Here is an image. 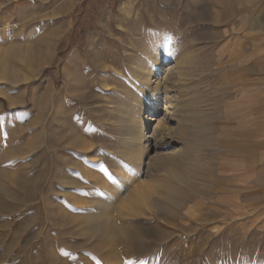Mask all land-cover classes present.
Returning a JSON list of instances; mask_svg holds the SVG:
<instances>
[{"label":"rangeland","instance_id":"374dc122","mask_svg":"<svg viewBox=\"0 0 264 264\" xmlns=\"http://www.w3.org/2000/svg\"><path fill=\"white\" fill-rule=\"evenodd\" d=\"M95 34L111 91L88 80ZM140 54L170 69L143 113L171 169L133 205L108 102L136 108ZM0 264H264V0H0Z\"/></svg>","mask_w":264,"mask_h":264},{"label":"bare ground","instance_id":"6f19581e","mask_svg":"<svg viewBox=\"0 0 264 264\" xmlns=\"http://www.w3.org/2000/svg\"><path fill=\"white\" fill-rule=\"evenodd\" d=\"M97 37H98L97 34L93 35L90 39V43H91V46L94 45L93 49H95V56L98 57L97 62H96L97 66H98V68H97L98 70L94 73L91 72L88 80L90 82H93L92 86H94V87L97 86V89H102L104 91H111L112 87H113L112 84H114V78H110L109 76H106V73L112 69L117 73L118 78L122 75H121L119 68L116 66L115 62L112 61L113 59L112 60L111 59H108V60L103 59L102 60L101 58H99L100 54L96 51V49L98 47V42H97L98 38ZM160 48H158L157 50L149 51L147 53L149 59H151L153 61L157 55L161 54L162 52H160L161 51ZM143 52L145 53V51H143ZM82 55H83L82 51L78 50L76 52V57H79V56L82 57ZM142 56L143 55L140 54L138 56V58L135 60L134 65H132V67H131L132 73H134L135 71H138V70H140V73H141V74H139L140 79H141V83H140V86L138 87L137 90L139 91V93H143V95H141V97H140V94H138L139 96H137V95H135V93H130V98L136 99V102H137L136 108L135 109L133 108L131 111V114H129L127 116L128 113H126V111H127L126 109H129V107H130V104H128L127 101L125 102L123 107H120L119 102H116V100H115V102L114 101L108 102L110 104V107L112 108V109L110 108L111 113H114V110L118 109V108H119L120 112H122V115H120L121 117H119V118H118L117 114H114V115H116L117 118H115V121H112L111 124L114 125L115 123L119 122L120 125L123 127V133H126V134H128V129H130V128H127V126L129 125L131 127V131H130L131 136L129 138V144L130 145H129V147H127V149H125V151H123L122 154L124 155V159L127 162L132 164L134 167L135 166L137 167V172H138L137 176L130 178V180L133 183V185L130 186V190H129L130 194H127L125 196L126 202L132 203L133 205L134 204L136 205V203L139 202V198H141L145 202L147 201V203L151 200L150 192L147 189L149 180L145 178V176H146L145 174H147L145 172H148V171L152 172V171H157V170H170L171 169V167L169 166L170 164L167 162L168 158L166 156H161V154L159 155V153H157L156 155L154 154L156 149L159 146L157 139L155 140V138H154L156 143L154 145L153 151H149V148H150L153 140L150 137H148L146 134L145 123L147 121L146 120L147 118L145 117V113H143L145 107L150 108L149 110L151 113L158 112L160 110L159 109L160 107L157 106V103L159 102L158 101L159 99L157 97V91H158L162 81L164 79L165 80L167 79L170 69H166L163 72L164 73L163 77H160L158 72H155L151 68H142L141 69L138 66V64L141 62ZM68 78L70 81V85L74 86L76 84V82L78 81V78H79L78 73H76L75 71H70L68 73ZM115 78L118 79L117 77H115ZM100 83H101V86H100ZM82 88H83V86L80 87V89H82ZM84 91H81V92H84ZM81 92H79V94H82ZM144 95H145V98H142V96H144ZM73 96L75 97L76 94H74ZM122 100H125V98L123 97ZM120 108L122 109V111ZM59 112L61 115H63V116L65 115L66 118H67V116H69V117L71 116L70 111H65V112L59 111ZM115 113H116V111H115ZM160 124H161V120H158L156 128ZM156 128H155V131H156ZM78 139L79 138H75L73 141L77 142ZM81 152L85 156H87V162L90 163L91 165L95 166L96 168L100 167V165H102V163L105 160L104 157L102 159L98 156L100 153V146H94L92 143L82 144ZM146 152H149V156H147V157L145 156ZM88 158H90L91 160H89ZM125 165L126 164H124V163L117 164L113 168L116 173H113L112 177L115 179L121 178L123 173H126L125 172V170H126ZM145 167H147L146 171L144 170ZM125 183L128 184L127 181H125ZM134 183L136 186H134ZM98 192L102 193L103 188L101 187L98 190ZM114 228L115 227H113V229ZM117 228H119V227H117Z\"/></svg>","mask_w":264,"mask_h":264}]
</instances>
